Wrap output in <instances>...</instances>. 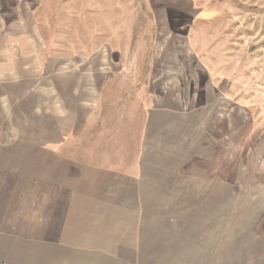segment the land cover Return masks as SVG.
<instances>
[{
    "label": "rangeland",
    "instance_id": "1",
    "mask_svg": "<svg viewBox=\"0 0 264 264\" xmlns=\"http://www.w3.org/2000/svg\"><path fill=\"white\" fill-rule=\"evenodd\" d=\"M152 133L178 179L135 187ZM17 139L57 149V201L43 221L26 198L0 264H208L166 234L210 194L264 264V0H0V147Z\"/></svg>",
    "mask_w": 264,
    "mask_h": 264
},
{
    "label": "crops",
    "instance_id": "2",
    "mask_svg": "<svg viewBox=\"0 0 264 264\" xmlns=\"http://www.w3.org/2000/svg\"><path fill=\"white\" fill-rule=\"evenodd\" d=\"M174 133L172 130L170 138L174 139L176 135ZM153 135L154 133L148 135L151 147L147 148L146 153L141 155L145 164L140 168V176L133 180L135 187H140V183L154 187L152 186L153 180L159 174H163L164 178L177 177L178 179L176 174L179 171H173L167 166L153 164V159H165V157L173 156L172 153L164 150L162 143L161 146L157 143L155 145L157 138L154 142ZM20 140L17 139L18 142L13 144L15 146L0 147V230L6 226L7 221H10L14 216L13 214L25 209L26 198L29 197L33 201L36 218L43 221L52 219L54 210L52 206L57 201V177L55 172L51 171L52 167L56 166L57 149L35 148L26 153L25 149L20 148ZM154 145L155 147H152ZM30 154L42 155L46 158L27 160L26 156ZM167 188L170 189V187ZM218 199L220 200L221 197L218 196L217 198L216 195L210 194L204 196L198 202L199 204L194 203L187 209L182 208L181 215L173 223L176 225H171L176 229L169 236L166 234V237H169L173 242L176 241L175 237H177L178 246L184 242L186 252L198 254L199 259H203L204 256L203 260L208 261V264H242L245 260L250 262L256 260L262 249L254 228L243 230L242 227H239V229L234 230L232 228L235 218L234 211L230 213L233 214L232 217L228 213L231 202L227 199L217 201ZM218 202L222 204L223 209L219 214L215 212L216 209L213 207ZM221 223L223 224L222 229L218 230L217 225ZM205 247L209 248L207 256L204 255L205 250H207Z\"/></svg>",
    "mask_w": 264,
    "mask_h": 264
},
{
    "label": "trees",
    "instance_id": "3",
    "mask_svg": "<svg viewBox=\"0 0 264 264\" xmlns=\"http://www.w3.org/2000/svg\"><path fill=\"white\" fill-rule=\"evenodd\" d=\"M172 239H173V237H172Z\"/></svg>",
    "mask_w": 264,
    "mask_h": 264
}]
</instances>
